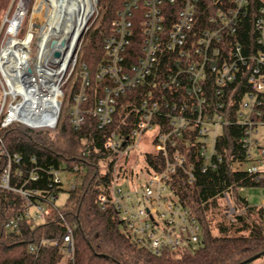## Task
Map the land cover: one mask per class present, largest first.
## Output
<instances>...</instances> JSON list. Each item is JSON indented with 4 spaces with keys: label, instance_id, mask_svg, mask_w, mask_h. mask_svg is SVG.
I'll return each instance as SVG.
<instances>
[{
    "label": "built area",
    "instance_id": "2783aa9c",
    "mask_svg": "<svg viewBox=\"0 0 264 264\" xmlns=\"http://www.w3.org/2000/svg\"><path fill=\"white\" fill-rule=\"evenodd\" d=\"M27 14L26 0H12L0 25V132L14 123L56 131L65 107L71 125L81 129L93 88L91 70L80 61L88 20L72 44L74 29L59 30L47 12L31 27ZM103 49L95 77L104 86L92 112L112 170L108 193L98 201L119 210L138 243L183 251L202 240V226L176 188L182 178L192 184L197 171L218 168L225 125L245 127L249 161L242 167L264 174L258 138L264 126V0H126ZM76 76L79 88L66 106ZM0 155L6 158L0 190L23 199L20 211L6 219L8 229H18L23 217L43 223L60 212L61 190L73 188L86 171L84 162L52 168L53 190L45 193L27 187L39 179L36 172L14 183L22 155L1 134ZM223 200L233 219L228 194ZM66 226L64 243L73 258V228Z\"/></svg>",
    "mask_w": 264,
    "mask_h": 264
},
{
    "label": "trees",
    "instance_id": "16d2710c",
    "mask_svg": "<svg viewBox=\"0 0 264 264\" xmlns=\"http://www.w3.org/2000/svg\"><path fill=\"white\" fill-rule=\"evenodd\" d=\"M11 1L0 0V25ZM125 1L98 0V24L84 37L80 61L88 64L93 76V88L88 91L89 100L85 103L89 110L85 125L75 129L66 107L56 131L14 123L0 132L8 148L22 155L21 163L14 168L21 175L13 171L14 183L19 185L36 172L39 179L30 181L27 187L50 192L53 187L49 170L80 162L86 166L73 188L61 190L67 196L60 212L55 211L43 223L23 217L18 229L6 228V219L20 211L23 199L0 190V264H248L264 256V204L253 205L241 193L245 187L264 186V174L249 173L242 167L249 161L242 144L245 127L236 123L225 125L218 140L223 157L218 168L197 171L192 184L182 178L176 188L183 203L200 220L202 240L198 244L174 252L138 243L119 210L113 204L103 207L99 203V195L108 193L112 156L102 146L103 131L92 112L104 86V81L95 74L105 55L104 37L112 31L113 21ZM79 84L80 77L76 76L73 90L67 92L66 106L73 103L72 95ZM5 162L6 158L0 155V175ZM225 194L235 213L233 219L229 218L230 224L220 223V233L214 234L210 212L219 207ZM66 223L73 228V258L68 256L64 243Z\"/></svg>",
    "mask_w": 264,
    "mask_h": 264
},
{
    "label": "bare ground",
    "instance_id": "6f19581e",
    "mask_svg": "<svg viewBox=\"0 0 264 264\" xmlns=\"http://www.w3.org/2000/svg\"><path fill=\"white\" fill-rule=\"evenodd\" d=\"M93 9V0H38L31 14L33 18L35 12H47L49 23L57 25L59 30L64 29L67 32L74 29L73 44ZM32 22L31 20V27Z\"/></svg>",
    "mask_w": 264,
    "mask_h": 264
},
{
    "label": "rangeland",
    "instance_id": "374dc122",
    "mask_svg": "<svg viewBox=\"0 0 264 264\" xmlns=\"http://www.w3.org/2000/svg\"><path fill=\"white\" fill-rule=\"evenodd\" d=\"M38 0H26L28 3V14L27 18L30 17V21L32 20V27L35 25V21H41L44 17V14H41L39 12H35L34 17L32 18V10L34 6L36 5V2ZM99 21V10L98 5L95 7L94 12L88 19V24L90 26L89 29H92L94 26L98 24ZM36 26V25H35ZM85 39V38H84ZM84 42V40H83ZM67 90L70 89V85L66 87ZM66 108V107H65ZM258 138L260 139V142L264 144V126H261L259 128V135ZM143 161V159H141ZM250 162L246 163L245 166L249 165ZM146 174V172H145ZM242 195L246 196L251 204L253 205H262L264 202V186H253V187H245L241 189ZM67 196V193L64 191L61 193L59 198V203L62 204L65 201V198ZM219 207L214 208L210 212V219L212 223V228L214 234H219V225L220 223H224L226 225L230 224V217L228 216V208L226 207V201L220 200L219 201ZM248 264H264V256L255 259L254 261L248 263Z\"/></svg>",
    "mask_w": 264,
    "mask_h": 264
},
{
    "label": "water",
    "instance_id": "95a60500",
    "mask_svg": "<svg viewBox=\"0 0 264 264\" xmlns=\"http://www.w3.org/2000/svg\"><path fill=\"white\" fill-rule=\"evenodd\" d=\"M80 36H81V34H80ZM80 36H79V38H80ZM65 43H66V39H62V40H61V44H62V45H65ZM54 55L59 56V55H60V52H59V51H55V52H54Z\"/></svg>",
    "mask_w": 264,
    "mask_h": 264
},
{
    "label": "crops",
    "instance_id": "0c3cea01",
    "mask_svg": "<svg viewBox=\"0 0 264 264\" xmlns=\"http://www.w3.org/2000/svg\"><path fill=\"white\" fill-rule=\"evenodd\" d=\"M262 204H264V202Z\"/></svg>",
    "mask_w": 264,
    "mask_h": 264
}]
</instances>
